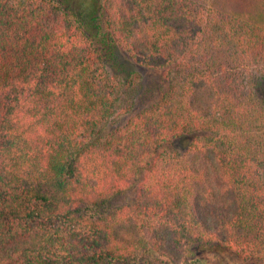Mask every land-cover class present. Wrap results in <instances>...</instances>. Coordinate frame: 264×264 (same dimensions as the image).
<instances>
[{"label": "trees", "instance_id": "1", "mask_svg": "<svg viewBox=\"0 0 264 264\" xmlns=\"http://www.w3.org/2000/svg\"><path fill=\"white\" fill-rule=\"evenodd\" d=\"M243 2L0 0V264H264Z\"/></svg>", "mask_w": 264, "mask_h": 264}, {"label": "rangeland", "instance_id": "2", "mask_svg": "<svg viewBox=\"0 0 264 264\" xmlns=\"http://www.w3.org/2000/svg\"><path fill=\"white\" fill-rule=\"evenodd\" d=\"M244 3H247V7L251 11H255L256 13L254 16V20L257 21L252 22L264 26V0H244L243 4ZM116 56L120 63L123 64L124 69L126 70V74H128V71H133V69L135 70V67H133L132 63L125 57L126 55L124 53L116 51ZM137 71L141 75V82H143V84L149 83L153 84L154 86L163 84L167 86V83L164 82L165 79L162 75V70L140 66L139 68H137ZM132 77H134V74L132 75ZM133 194L134 193L131 191L123 192L122 194H119L115 197L114 202H126V200H128V198H131Z\"/></svg>", "mask_w": 264, "mask_h": 264}]
</instances>
